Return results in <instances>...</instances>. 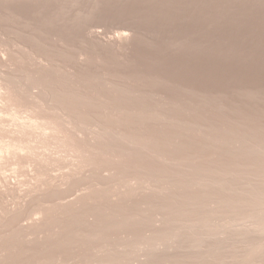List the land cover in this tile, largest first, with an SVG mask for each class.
<instances>
[{
	"label": "rangeland",
	"instance_id": "1",
	"mask_svg": "<svg viewBox=\"0 0 264 264\" xmlns=\"http://www.w3.org/2000/svg\"><path fill=\"white\" fill-rule=\"evenodd\" d=\"M258 2L0 0V82L11 84L40 118L84 135L81 147L90 152L71 169L54 154L59 137L5 133L0 121V150L5 139L11 147L42 136L35 156L15 161L31 166L21 182L30 187L0 178V232L21 201L27 211L46 212L33 241L45 258L66 237L103 242L167 224L162 200L147 187L120 199L110 193L121 178L168 169L189 149L215 173L240 153L243 125L264 112V11L248 7ZM68 69L90 88L76 100L77 112L49 102L50 93L63 90ZM96 101L114 124L139 126L160 147L134 158L122 141L105 140ZM178 255L158 253L157 264ZM54 256L63 264L62 248Z\"/></svg>",
	"mask_w": 264,
	"mask_h": 264
},
{
	"label": "clouds",
	"instance_id": "2",
	"mask_svg": "<svg viewBox=\"0 0 264 264\" xmlns=\"http://www.w3.org/2000/svg\"><path fill=\"white\" fill-rule=\"evenodd\" d=\"M248 7L264 11V0ZM65 75L63 90L50 93L49 102L77 112L76 100L87 96L90 88L76 81L72 69ZM94 107L100 113L98 118L105 121L103 138L122 141L130 156L138 158L160 147L145 140L141 127L114 124L102 101H96ZM0 121L5 133L12 129L14 135L41 132L42 136L59 137L54 154L71 169L82 166L90 156L80 144L84 135L63 131L40 118L6 81L0 82ZM45 126L48 132H43ZM243 127L242 150L223 172H209L207 161L189 149L168 169L119 180L110 193L114 199L144 186L162 200L160 211L170 220L156 225L159 230L135 237L109 235L103 242L66 237L62 245H52L45 258L33 247V241L46 212L40 207L27 211L21 201L19 210L14 208L15 214L0 232V264H56L54 254L61 248L63 264H157L158 253L179 254L164 264H264V112L259 118L250 117ZM81 132L88 133L89 129L81 125ZM42 136L31 144L11 147L7 139L3 141L0 178L6 185L12 181V185L30 187L21 182L29 180L25 173L31 166L15 161L21 156H35Z\"/></svg>",
	"mask_w": 264,
	"mask_h": 264
},
{
	"label": "bare ground",
	"instance_id": "3",
	"mask_svg": "<svg viewBox=\"0 0 264 264\" xmlns=\"http://www.w3.org/2000/svg\"><path fill=\"white\" fill-rule=\"evenodd\" d=\"M123 34H124V33H122L121 35H123ZM118 36H119V35H118ZM118 36H117V37H118ZM125 36H126V35H125ZM123 37H124V35H123ZM123 37H122V38H123ZM126 37H127V36H126ZM126 37H124V39H125ZM124 39H123V40H124ZM114 40H115V39H114ZM114 40H113V42H114ZM117 40L120 41L119 39H117ZM117 40H115V41H117ZM118 41H117V42H118ZM113 42H112V43H113ZM124 42H125V41H124ZM109 43H111V42H109ZM121 43H123V41H122ZM118 44H119V43H118ZM111 45H112V44H111ZM120 45H121V44H120ZM120 45H119V46H120ZM123 45H124V44H123ZM123 45H122V46H123ZM115 47H116V45H115ZM117 48H118V47H117Z\"/></svg>",
	"mask_w": 264,
	"mask_h": 264
}]
</instances>
